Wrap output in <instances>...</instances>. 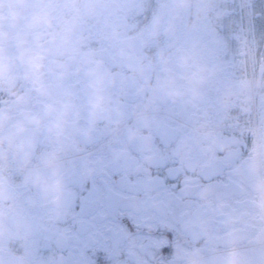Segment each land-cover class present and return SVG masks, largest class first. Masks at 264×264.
<instances>
[{
    "label": "flooded vegetation",
    "instance_id": "flooded-vegetation-1",
    "mask_svg": "<svg viewBox=\"0 0 264 264\" xmlns=\"http://www.w3.org/2000/svg\"><path fill=\"white\" fill-rule=\"evenodd\" d=\"M0 264H264V0H0Z\"/></svg>",
    "mask_w": 264,
    "mask_h": 264
}]
</instances>
